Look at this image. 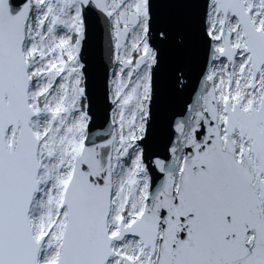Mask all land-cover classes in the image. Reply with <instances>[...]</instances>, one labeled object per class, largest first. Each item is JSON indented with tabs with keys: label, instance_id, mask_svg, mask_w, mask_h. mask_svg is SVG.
Listing matches in <instances>:
<instances>
[{
	"label": "snow or ice",
	"instance_id": "snow-or-ice-1",
	"mask_svg": "<svg viewBox=\"0 0 264 264\" xmlns=\"http://www.w3.org/2000/svg\"><path fill=\"white\" fill-rule=\"evenodd\" d=\"M0 264H264V0H0Z\"/></svg>",
	"mask_w": 264,
	"mask_h": 264
}]
</instances>
